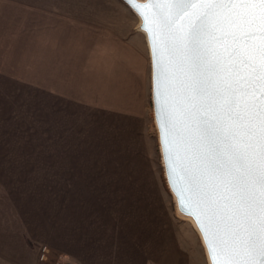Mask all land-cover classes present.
<instances>
[{
  "label": "crops",
  "instance_id": "1",
  "mask_svg": "<svg viewBox=\"0 0 264 264\" xmlns=\"http://www.w3.org/2000/svg\"><path fill=\"white\" fill-rule=\"evenodd\" d=\"M70 20L0 0V57H38L34 79L13 78L27 97L10 95L0 67V264H40L43 246L58 264H189L150 161L131 146L89 143L84 117L75 128L74 89L84 86L75 74L83 80V57L105 46H90L89 24ZM8 233L24 234L21 249Z\"/></svg>",
  "mask_w": 264,
  "mask_h": 264
},
{
  "label": "water",
  "instance_id": "2",
  "mask_svg": "<svg viewBox=\"0 0 264 264\" xmlns=\"http://www.w3.org/2000/svg\"><path fill=\"white\" fill-rule=\"evenodd\" d=\"M122 1L139 18L136 29L146 36L151 101L167 191L172 194L178 212L189 217L196 228L208 264H213V248L226 258L243 255L244 249L237 239L248 226L242 207L243 193L230 183L239 173L227 165L218 151L217 129L226 124L230 132L237 134L238 148L256 158L259 150L256 112L264 101V84L256 79L252 68L264 63V26L244 23L240 19L241 6H212L216 10L212 25L201 33L199 46L187 52L185 63L167 41L173 31L189 28L196 15L209 6L194 5L187 15L177 17L176 5L150 0ZM258 7L252 6L247 11L255 13ZM164 10L176 23L172 31L165 26L161 15ZM193 82L204 84L205 92L198 97L197 106L209 105L207 123L195 114V109L194 119L189 116L192 102L188 88ZM234 95L238 103L233 111L243 114L244 119L227 113ZM249 128L257 135L250 138ZM258 177L256 168L251 180L258 182ZM243 192L253 194L258 215L257 183L243 184ZM222 241L228 242L227 249L221 246Z\"/></svg>",
  "mask_w": 264,
  "mask_h": 264
},
{
  "label": "rangeland",
  "instance_id": "3",
  "mask_svg": "<svg viewBox=\"0 0 264 264\" xmlns=\"http://www.w3.org/2000/svg\"><path fill=\"white\" fill-rule=\"evenodd\" d=\"M24 1L41 9L63 14L74 23L89 24L91 31L87 34L90 46L102 43L105 47L96 50L100 52L97 56L83 57V64L85 58H89L88 63L84 64V69L87 67L89 72H84L83 80L82 76L75 74V83L84 85L74 89L75 128L81 127L84 117L85 138L89 143L134 147L138 159L150 161L155 176L162 177L164 189L168 193L163 179L164 169L151 101L148 45L145 34L135 30L139 18L122 0ZM109 31H113L115 37L104 34ZM124 41L131 46L133 54L126 49ZM21 51L24 54L0 57V67L7 72L3 78H8L12 83L8 86L10 95L20 94L27 97L30 89L26 87L20 89V82L13 78L20 75L23 79H34L38 57L33 54V50ZM111 51L115 53L109 55ZM38 69H41L39 64ZM86 109L89 111L88 114L85 113ZM168 207L177 229L181 255L189 259V264H208L198 233L192 223L178 212L171 193H168ZM18 236L24 234L19 233ZM18 236L10 233L6 239L17 237L21 249V239ZM12 241L14 240H7L8 243ZM40 258L41 260L38 257L40 264H58L55 252H50L44 246Z\"/></svg>",
  "mask_w": 264,
  "mask_h": 264
},
{
  "label": "snow or ice",
  "instance_id": "4",
  "mask_svg": "<svg viewBox=\"0 0 264 264\" xmlns=\"http://www.w3.org/2000/svg\"><path fill=\"white\" fill-rule=\"evenodd\" d=\"M132 3L133 0H128ZM150 3H158L163 5H176L178 7L177 17H183L188 14L189 8L194 5L209 6L205 11L199 12L195 20L186 30L173 31L172 36L169 37L167 44L172 48L174 53H180L181 57L187 63V52L191 49L197 48L200 43L201 33L209 29L212 25V17L216 14V10L212 6L223 5H238L243 11L240 13V19L251 26H264V0H150ZM252 6H259L255 13H249L248 8ZM162 17L165 21V26L172 31L176 27L174 20L170 18L167 10L162 11ZM159 55V53L157 54ZM253 73L256 74V79L264 84V63L255 65L252 68ZM235 93V90H233ZM205 92L203 82L193 84L188 88L189 100L192 102L189 108V116L193 117V109L195 114H198L202 120L207 123L209 105L197 106L198 97ZM235 95L228 106L227 113L230 116H235L237 119H244V115L236 113L233 109L237 106ZM256 117L259 119L258 129V152L256 158L250 154L241 151L236 143L237 134L230 132L226 124H222L217 131L219 132V148L218 151L224 156L227 165L231 166L235 172L239 173V177L235 178L232 183L233 188L239 189L243 194L241 200L242 207H245V219L248 226L244 230L242 237H238L240 245L244 249L243 255H232L224 257L217 254V250L213 248V264H264V101H261L256 112ZM207 131V129L205 130ZM247 135L251 138L257 135L252 128L248 129ZM203 139V136H201ZM227 149V151H226ZM258 158V160H257ZM224 165H222L223 167ZM258 168L259 177L258 182L251 180V174L254 169ZM257 183L259 191L258 215L256 214V207H254V196L250 192H243V184ZM221 246L227 249L228 242L222 241Z\"/></svg>",
  "mask_w": 264,
  "mask_h": 264
},
{
  "label": "built area",
  "instance_id": "5",
  "mask_svg": "<svg viewBox=\"0 0 264 264\" xmlns=\"http://www.w3.org/2000/svg\"><path fill=\"white\" fill-rule=\"evenodd\" d=\"M61 264H72V262L70 260H65V261L61 262Z\"/></svg>",
  "mask_w": 264,
  "mask_h": 264
},
{
  "label": "bare ground",
  "instance_id": "6",
  "mask_svg": "<svg viewBox=\"0 0 264 264\" xmlns=\"http://www.w3.org/2000/svg\"><path fill=\"white\" fill-rule=\"evenodd\" d=\"M186 219H189V221H190V218L189 217H187V216H184ZM191 222V221H190ZM192 223V222H191ZM192 226H193V224H192ZM194 227V226H193ZM195 230H196V228H194ZM196 232H197V230H196ZM198 233V232H197Z\"/></svg>",
  "mask_w": 264,
  "mask_h": 264
}]
</instances>
